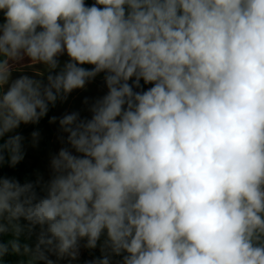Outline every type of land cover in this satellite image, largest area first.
Listing matches in <instances>:
<instances>
[{"label":"clouds","instance_id":"obj_1","mask_svg":"<svg viewBox=\"0 0 264 264\" xmlns=\"http://www.w3.org/2000/svg\"><path fill=\"white\" fill-rule=\"evenodd\" d=\"M98 77L0 174V264H264V0H0V169Z\"/></svg>","mask_w":264,"mask_h":264},{"label":"rangeland","instance_id":"obj_2","mask_svg":"<svg viewBox=\"0 0 264 264\" xmlns=\"http://www.w3.org/2000/svg\"><path fill=\"white\" fill-rule=\"evenodd\" d=\"M105 91L106 88L103 82H93L88 85L87 90H76L69 96L67 102L63 104H59V103L57 104L52 116L60 117L65 112H71V111H80L82 115H88L86 111V106L82 103L84 98L85 97H88L90 99L96 98L103 95ZM51 125L54 131V136L51 142L49 143V147L46 154L39 157V159L36 161V163L33 166L32 173L34 178L36 177L37 173L43 174L45 178H47L50 171L49 170L50 157L52 154L56 153L58 149L62 146L58 140V137L60 135L58 122L56 124H51ZM35 130H39L41 134V139L39 145L36 148H32L30 146V134ZM18 132H20L26 137V153L38 155L42 149V142L45 135L43 126L41 124L21 126V128L18 129Z\"/></svg>","mask_w":264,"mask_h":264},{"label":"trees","instance_id":"obj_3","mask_svg":"<svg viewBox=\"0 0 264 264\" xmlns=\"http://www.w3.org/2000/svg\"><path fill=\"white\" fill-rule=\"evenodd\" d=\"M94 0H86V3L91 4ZM101 78V77H98ZM56 108V107H55ZM55 108L51 109L48 113V116L45 117L40 121L39 124H41L44 128L45 135L42 142V149L38 155L36 154H26V157L24 161H22L19 165H17L15 168H9L7 165L3 167V169H0V174H3L5 176L15 177L20 182H24L25 180H34V176L32 173L33 166L36 163V161L39 159V157L46 154L49 143L53 139L54 131L52 128V125L49 124L48 119L52 116ZM25 131V130H23ZM5 240L8 239V237H4ZM7 261V264H17V261L20 260V257L17 256H8L5 258Z\"/></svg>","mask_w":264,"mask_h":264},{"label":"crops","instance_id":"obj_4","mask_svg":"<svg viewBox=\"0 0 264 264\" xmlns=\"http://www.w3.org/2000/svg\"><path fill=\"white\" fill-rule=\"evenodd\" d=\"M14 75H17V73H14ZM94 82H103L102 78H97ZM99 252L96 251L94 253H89L87 250H82L81 257L78 261L73 262V264H85V261L90 260L93 258V256H98Z\"/></svg>","mask_w":264,"mask_h":264}]
</instances>
